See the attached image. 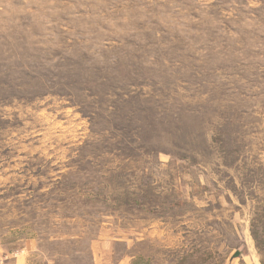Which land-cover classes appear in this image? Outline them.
I'll return each instance as SVG.
<instances>
[{"label": "rangeland", "instance_id": "374dc122", "mask_svg": "<svg viewBox=\"0 0 264 264\" xmlns=\"http://www.w3.org/2000/svg\"><path fill=\"white\" fill-rule=\"evenodd\" d=\"M263 260L264 0H0V264Z\"/></svg>", "mask_w": 264, "mask_h": 264}, {"label": "trees", "instance_id": "16d2710c", "mask_svg": "<svg viewBox=\"0 0 264 264\" xmlns=\"http://www.w3.org/2000/svg\"><path fill=\"white\" fill-rule=\"evenodd\" d=\"M255 237H256V235H255ZM256 239H258L257 237H256ZM258 247H260V244L258 243ZM263 262H264V260H263Z\"/></svg>", "mask_w": 264, "mask_h": 264}, {"label": "crops", "instance_id": "0c3cea01", "mask_svg": "<svg viewBox=\"0 0 264 264\" xmlns=\"http://www.w3.org/2000/svg\"><path fill=\"white\" fill-rule=\"evenodd\" d=\"M237 254V253H236ZM254 264H260V263H254Z\"/></svg>", "mask_w": 264, "mask_h": 264}, {"label": "water", "instance_id": "95a60500", "mask_svg": "<svg viewBox=\"0 0 264 264\" xmlns=\"http://www.w3.org/2000/svg\"><path fill=\"white\" fill-rule=\"evenodd\" d=\"M239 254V252H237V254L236 255H238Z\"/></svg>", "mask_w": 264, "mask_h": 264}]
</instances>
